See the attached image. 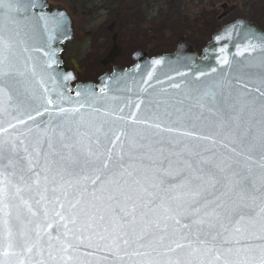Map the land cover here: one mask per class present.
I'll use <instances>...</instances> for the list:
<instances>
[{
	"label": "snow or ice",
	"instance_id": "obj_1",
	"mask_svg": "<svg viewBox=\"0 0 264 264\" xmlns=\"http://www.w3.org/2000/svg\"><path fill=\"white\" fill-rule=\"evenodd\" d=\"M38 7L0 0V264H93L87 250L109 264H264V34L226 26L241 40L232 60L220 49L230 72L178 97L140 87L133 102L112 94L132 91L119 81L72 96L54 68L64 16Z\"/></svg>",
	"mask_w": 264,
	"mask_h": 264
},
{
	"label": "flooded vegetation",
	"instance_id": "obj_2",
	"mask_svg": "<svg viewBox=\"0 0 264 264\" xmlns=\"http://www.w3.org/2000/svg\"><path fill=\"white\" fill-rule=\"evenodd\" d=\"M44 1L46 11H64L69 18L70 37L60 44L59 54L64 69L74 70L76 78L79 72L72 66L73 56L64 57V54H112L102 61L104 67H109L103 73H109L114 66L121 69L132 66V54H146L147 57L170 54L181 42L197 49L194 42L210 31V14L204 10H200L196 18L190 14V21L179 19V24L175 23L177 0ZM213 33L215 31L205 43ZM182 38L185 39L177 40ZM117 54H131V62L124 65L113 63Z\"/></svg>",
	"mask_w": 264,
	"mask_h": 264
},
{
	"label": "water",
	"instance_id": "obj_3",
	"mask_svg": "<svg viewBox=\"0 0 264 264\" xmlns=\"http://www.w3.org/2000/svg\"><path fill=\"white\" fill-rule=\"evenodd\" d=\"M44 4L43 9L39 7L35 10L37 12L43 11L49 16H54L57 13H62L64 16V31H57L54 33V38L52 40V47L57 49L56 58L59 61L57 65L54 66L56 72L61 74H72V79L64 82L68 89H71V95L75 96V92L78 86H92L95 91H99V88L102 83L112 84L113 81H119V87L121 89L130 88L132 91H116L115 88H112L113 95H119L121 97H128L133 102L138 98L146 99L148 98L147 94L141 95L138 93L140 87L148 88V93L151 94L152 99L161 98L162 95L178 97L181 95L184 85L188 83L192 84H204L212 80L219 79L223 74L229 73L230 70L227 66L220 64V49L223 47L226 49V54L229 56V59L232 60L236 48L235 44L241 43V40L236 36L235 32L231 37L224 32L226 26L233 25L237 21H243L242 24L237 26V30L243 32L246 28H251L258 35L264 34V31L261 30L257 24L253 21H250L247 18H237L234 21L223 25L218 31L211 35L210 40L201 48L200 52L192 47L191 44L187 42L178 43L175 51L170 54H161L154 57H147L146 54H132V60L134 61L133 65L121 69L119 66H114L110 73L106 72L98 77L97 82H78L75 81V73L73 70H65L62 67V60L60 57V44L63 43L70 37V22L67 14L64 11L53 10L51 12L46 11L45 1L41 0ZM246 8H244V12ZM221 35V39L217 40L216 36ZM247 56V54H245ZM163 58L164 63L162 65L156 66L154 72V78L148 82V84H143V81L147 79V73L152 71V61L154 59ZM236 59H243L237 57ZM215 68L217 71L212 73L210 70ZM203 71L207 73L205 77H200L197 81V73ZM177 73H186L185 76H179ZM235 75V72L231 73ZM168 77L172 79L169 80ZM102 78H106L102 81ZM161 81L162 83H158ZM172 84H180L181 89L171 88ZM251 87L258 86L257 84L250 85ZM163 90V91H162ZM264 90V89H262ZM256 95H259L258 93ZM68 106V105H65ZM130 111H135L134 108L129 109L125 108V114H129ZM143 114V108L141 113ZM39 119V118H38ZM92 251L94 255L90 257L93 261V264H97L96 258H102L100 264H109L113 259L109 253L97 252L96 250H87Z\"/></svg>",
	"mask_w": 264,
	"mask_h": 264
},
{
	"label": "rangeland",
	"instance_id": "obj_4",
	"mask_svg": "<svg viewBox=\"0 0 264 264\" xmlns=\"http://www.w3.org/2000/svg\"><path fill=\"white\" fill-rule=\"evenodd\" d=\"M244 7H246V12H243ZM200 10L209 12V25L211 24V29L208 35L202 37L200 41L194 42V46L197 50L202 48L213 31L216 32L220 29L219 27L222 24L229 23L239 17H245L253 22H255L254 20H259L261 26L255 23L264 30V0H177L178 14H176L175 23L179 24L181 20H185L186 22L187 20L190 21L192 18L190 14L196 18V16L200 14ZM193 21H196V19ZM183 39L185 38L177 40L180 41ZM191 40L194 41L193 38H191ZM69 55L74 57H72L71 60L72 66H75V69L79 72L76 80L82 82H96L98 76H100L105 69H109V67H104L102 65V61L107 55L112 54H64V57ZM130 55L131 54H117L113 63L122 65L130 63Z\"/></svg>",
	"mask_w": 264,
	"mask_h": 264
},
{
	"label": "trees",
	"instance_id": "obj_5",
	"mask_svg": "<svg viewBox=\"0 0 264 264\" xmlns=\"http://www.w3.org/2000/svg\"><path fill=\"white\" fill-rule=\"evenodd\" d=\"M257 24H259V26H261L260 25V21L259 20H254ZM209 28L211 29V24L209 25ZM261 28V27H260ZM263 29V28H262Z\"/></svg>",
	"mask_w": 264,
	"mask_h": 264
}]
</instances>
